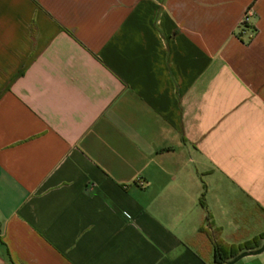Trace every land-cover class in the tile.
<instances>
[{
	"label": "crops",
	"instance_id": "0c3cea01",
	"mask_svg": "<svg viewBox=\"0 0 264 264\" xmlns=\"http://www.w3.org/2000/svg\"><path fill=\"white\" fill-rule=\"evenodd\" d=\"M203 226L264 232V0H0V264H215Z\"/></svg>",
	"mask_w": 264,
	"mask_h": 264
},
{
	"label": "trees",
	"instance_id": "16d2710c",
	"mask_svg": "<svg viewBox=\"0 0 264 264\" xmlns=\"http://www.w3.org/2000/svg\"><path fill=\"white\" fill-rule=\"evenodd\" d=\"M200 204L207 211V217L210 218L211 214L207 208L205 192H203L200 197ZM213 225L214 224L210 222L209 226L212 227ZM200 231L209 235V237L213 240L215 264H225L227 261L234 258L244 250L259 248L262 245V240L264 239L263 232L240 244H229L221 237V228L219 227H214L210 230L203 226L201 227Z\"/></svg>",
	"mask_w": 264,
	"mask_h": 264
},
{
	"label": "water",
	"instance_id": "95a60500",
	"mask_svg": "<svg viewBox=\"0 0 264 264\" xmlns=\"http://www.w3.org/2000/svg\"><path fill=\"white\" fill-rule=\"evenodd\" d=\"M264 251V242L263 244L257 248V249H251V250H244L241 253H239L237 256H235L234 258L230 259L229 261H227L225 264H235L236 262H238L239 260H241L242 258H244L245 256L248 255H252V254H260Z\"/></svg>",
	"mask_w": 264,
	"mask_h": 264
},
{
	"label": "built area",
	"instance_id": "2783aa9c",
	"mask_svg": "<svg viewBox=\"0 0 264 264\" xmlns=\"http://www.w3.org/2000/svg\"><path fill=\"white\" fill-rule=\"evenodd\" d=\"M252 15V9L251 8H249V9H247V11H246V13H245V16H244V18H243V20H242V22H241V29L242 30H245V29H247L248 28V22H249V20H250V16Z\"/></svg>",
	"mask_w": 264,
	"mask_h": 264
},
{
	"label": "rangeland",
	"instance_id": "374dc122",
	"mask_svg": "<svg viewBox=\"0 0 264 264\" xmlns=\"http://www.w3.org/2000/svg\"><path fill=\"white\" fill-rule=\"evenodd\" d=\"M262 244H263V243H262ZM235 264H237V262H236Z\"/></svg>",
	"mask_w": 264,
	"mask_h": 264
}]
</instances>
